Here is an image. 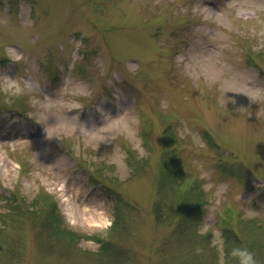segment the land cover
Segmentation results:
<instances>
[{"label": "rangeland", "instance_id": "1", "mask_svg": "<svg viewBox=\"0 0 264 264\" xmlns=\"http://www.w3.org/2000/svg\"><path fill=\"white\" fill-rule=\"evenodd\" d=\"M163 151L206 192L189 241L224 264L225 213L264 226V0H0V264L71 263L31 225L44 192L79 235L104 233L119 197L154 264L171 228L152 207L177 195L157 186Z\"/></svg>", "mask_w": 264, "mask_h": 264}, {"label": "trees", "instance_id": "2", "mask_svg": "<svg viewBox=\"0 0 264 264\" xmlns=\"http://www.w3.org/2000/svg\"><path fill=\"white\" fill-rule=\"evenodd\" d=\"M170 135H167L166 141L170 144ZM172 143V142H171ZM168 154L163 151L161 160L164 166H160V177L157 179L158 189L171 186L176 191V199L172 202L168 200H159L152 207V214L157 225L171 228V240L162 241L160 255L154 264H213L219 255L209 248L207 254L203 251L197 252L195 246L189 241L190 232L196 228L206 213L208 199L205 198L206 192L202 189L200 182L192 181L185 183L181 177L183 172L174 167V157L164 160ZM133 153L127 150L126 162L132 167ZM171 161L173 162L172 164ZM239 171V169H237ZM232 176L240 179L236 170L230 172ZM240 175V174H239ZM43 198L44 207L39 214L40 221H31V225L37 227L48 241H59L65 248H68L66 257L72 261L70 264H141L142 260L137 254V241L129 234V224L125 223V215L122 214L121 199L115 202L113 208V221L110 227L104 233H94L91 235H79L68 229L64 223V217L57 207L55 200L47 193L40 194ZM170 201V200H169ZM118 202V203H117ZM128 204V203H127ZM6 212H4L5 215ZM232 213H225L220 219V232L223 239V263L234 264V258L228 255L233 244H241L255 251L258 264H264V226L256 218L251 220L239 219L238 223L242 228L234 231L230 225L229 217ZM227 218V219H226ZM8 239H3L0 245L11 244L13 239L7 235ZM92 240L98 243L95 250H82L86 257V262L81 263L76 260V251L78 243L81 240ZM202 240V239H200ZM46 250L49 243L45 241L38 243ZM62 246V248H63ZM10 251L17 253L16 247L10 245ZM260 257H263L260 260Z\"/></svg>", "mask_w": 264, "mask_h": 264}, {"label": "clouds", "instance_id": "3", "mask_svg": "<svg viewBox=\"0 0 264 264\" xmlns=\"http://www.w3.org/2000/svg\"><path fill=\"white\" fill-rule=\"evenodd\" d=\"M196 251L200 252L202 249L198 246ZM228 255L234 258V264H258L255 251L241 244H233Z\"/></svg>", "mask_w": 264, "mask_h": 264}, {"label": "bare ground", "instance_id": "4", "mask_svg": "<svg viewBox=\"0 0 264 264\" xmlns=\"http://www.w3.org/2000/svg\"><path fill=\"white\" fill-rule=\"evenodd\" d=\"M103 218H101V217H99L98 219H90V220H92L94 223H95V221H97V222H101L102 223V220Z\"/></svg>", "mask_w": 264, "mask_h": 264}]
</instances>
